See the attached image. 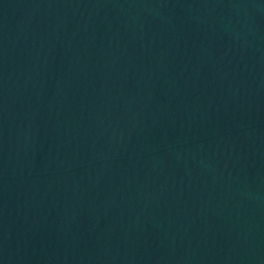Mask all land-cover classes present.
Here are the masks:
<instances>
[{"label": "water", "instance_id": "1", "mask_svg": "<svg viewBox=\"0 0 264 264\" xmlns=\"http://www.w3.org/2000/svg\"><path fill=\"white\" fill-rule=\"evenodd\" d=\"M0 264H264V0H0Z\"/></svg>", "mask_w": 264, "mask_h": 264}]
</instances>
